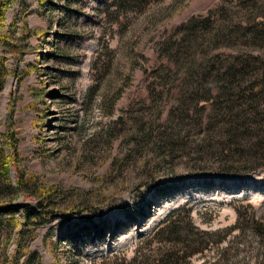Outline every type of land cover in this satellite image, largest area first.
I'll list each match as a JSON object with an SVG mask.
<instances>
[{
  "label": "rangeland",
  "instance_id": "obj_1",
  "mask_svg": "<svg viewBox=\"0 0 264 264\" xmlns=\"http://www.w3.org/2000/svg\"><path fill=\"white\" fill-rule=\"evenodd\" d=\"M147 1L8 7L0 264H264V0Z\"/></svg>",
  "mask_w": 264,
  "mask_h": 264
},
{
  "label": "trees",
  "instance_id": "obj_2",
  "mask_svg": "<svg viewBox=\"0 0 264 264\" xmlns=\"http://www.w3.org/2000/svg\"><path fill=\"white\" fill-rule=\"evenodd\" d=\"M12 1L13 0H0V24L5 22L7 9L10 6V4L12 3ZM37 1L39 4L40 3L44 4L46 2L48 3L50 0H37ZM119 1H122V0H113V3L117 4ZM123 1H125L126 3L129 2V3L135 4V3L139 2L140 0H123ZM149 1L150 0H148L147 3H149ZM19 2H24V0H19ZM206 16H205V18H206ZM205 18H197V19H205ZM7 76H8V69L6 68L5 60L2 57H0V79H1L0 90H2L4 81L7 78ZM202 79H203V76L201 77L200 80H202ZM217 84L218 85L216 86V88L218 89V91H222V89L225 86H228L227 83H222V82H220V83L217 82ZM247 93H248L249 99L251 101L258 100L264 94V81H256L255 83H253L248 88ZM247 93H245V94H247ZM202 106H203V102H200L198 105V108H200ZM193 110L196 113V115L198 116V118L201 117L199 110L195 109V107H193ZM216 114H217V110H216V106H214L212 116L208 117V122L210 121V124L206 125L207 128H210V129L214 128V125L211 122V120L214 119ZM236 125L232 121L231 123H229L228 129L232 130V128L236 127ZM0 137H2V135H0ZM6 141L10 142V144H12V149H11V154H10L9 158H8V156H5L4 151L2 149H0V187L4 183V184H6L5 186L7 187V189H9L11 192H13L12 181L10 180V168L12 167V165L14 166V163L16 162L18 155H17L16 141L13 139V137H11V136L8 137L6 139ZM243 162H244V160L241 161L242 164L247 165V166H251V161L246 159L245 162L244 163ZM247 170L248 171H239V172L246 174V173L250 172L249 169H247ZM17 173L19 174V172H17ZM223 174H231V171H224ZM15 184L19 185L21 187H25V183H23V180L20 176H17V178L15 180ZM0 192H1V188H0ZM44 192H46V190L43 189L42 193H44ZM44 194L47 196H50L52 193H50V191H48ZM0 202H1V199H0ZM19 208L20 207L14 208L11 205L8 207H3V213L0 215V222L2 220L3 214H5V216H7L9 214V215H12V218L11 217H9V218H10V221L12 223L13 228L17 227L18 225H17L16 218L13 216L15 214H17V212H19ZM40 208H42V207H40ZM43 214L46 215L47 213H43ZM42 215H39L37 217L39 219L44 218ZM172 215L173 216H171V218L167 219L164 223H162L161 228H160V232H165L168 235V237H170V238L171 237L172 238H178L177 236L180 233V230L178 229V227H176L177 222L172 220V217H174V215H178V213H173ZM33 216H35V213L31 212L29 214V217L33 218ZM250 222L254 223V225H257L255 223V221H253V220H251ZM200 234L205 235L204 233H200ZM10 236H11V234H10ZM202 250H203L202 247L201 248H195V249L193 248L190 251V253H188V256H192L194 254L200 253V252H202ZM169 256L170 255H167V256L164 255L163 257H169ZM14 262H16V260H12L10 262V264H13ZM24 264H30V258L29 257L26 258Z\"/></svg>",
  "mask_w": 264,
  "mask_h": 264
},
{
  "label": "water",
  "instance_id": "obj_3",
  "mask_svg": "<svg viewBox=\"0 0 264 264\" xmlns=\"http://www.w3.org/2000/svg\"><path fill=\"white\" fill-rule=\"evenodd\" d=\"M196 17H197V18H204L205 15H197Z\"/></svg>",
  "mask_w": 264,
  "mask_h": 264
}]
</instances>
